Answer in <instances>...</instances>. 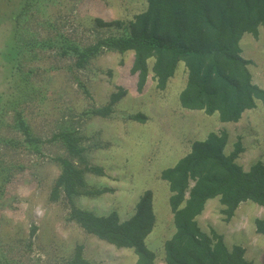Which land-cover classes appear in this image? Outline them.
<instances>
[{"label": "rangeland", "instance_id": "obj_1", "mask_svg": "<svg viewBox=\"0 0 264 264\" xmlns=\"http://www.w3.org/2000/svg\"><path fill=\"white\" fill-rule=\"evenodd\" d=\"M146 7L145 0H36L19 36L21 55L16 65L1 55L13 24H1L0 96L6 115L0 133L22 141L17 146L0 142V172L8 174L0 187V256L11 264H67L78 244L98 264L136 262L132 249L116 248L70 221L63 198L50 199L60 174L53 158L67 155L52 136L65 128L85 136L89 165L101 166L106 173H88L90 187L113 189L97 197H78L79 207L98 215L116 211L125 220L134 214L140 196L148 189L153 191L157 225L146 243L157 255L156 264H165L164 243L175 231L168 205L170 191L161 178L164 169L189 152L194 141L223 130L229 133L227 153L241 137L245 150L238 162L245 170L259 161L264 163L263 105L246 111L238 122H222L218 114L181 107L179 95L187 81L183 63L165 90L157 88L150 72L139 92L138 77L131 73L133 52L105 51L83 69L75 67L72 55L60 54L61 34L85 46L99 37L121 33L116 28H97L95 18L127 23ZM43 41H51L53 47L43 48ZM241 47L243 56L252 61L253 81L264 88V27L258 38L245 34ZM118 86L127 89V94L111 115L89 114L106 105ZM14 109L23 111L33 134L43 140L41 153L29 148L14 128ZM137 113L145 114L146 121L128 118ZM222 208L219 198L208 201L198 217L202 230L210 233L215 229L229 247L242 245L249 260L264 264V234L257 233L254 224L256 218L264 217V208L244 202L228 222Z\"/></svg>", "mask_w": 264, "mask_h": 264}, {"label": "trees", "instance_id": "obj_2", "mask_svg": "<svg viewBox=\"0 0 264 264\" xmlns=\"http://www.w3.org/2000/svg\"><path fill=\"white\" fill-rule=\"evenodd\" d=\"M147 7L129 22L95 18L97 28H116L120 34L99 37L95 42L80 45L61 34L58 50L62 56L72 55L77 69L85 68L92 59L105 51L120 54L134 53L131 73L137 75V89L142 92L150 72L157 88L165 90L180 63L187 70V81L180 92L182 108L218 114L222 122H238L242 115L264 107V88L253 81L249 69L251 60L242 54L241 40L245 34L259 37L264 27V0H145ZM36 0H0V26L13 24L1 55L7 63L16 65L21 55L19 36L23 25L31 18L28 12ZM43 48L53 47L43 41ZM152 64V67H150ZM81 87L85 88L83 84ZM85 90V89H84ZM127 94L118 86L106 105L89 114L107 117L114 106ZM0 96V132L6 112ZM14 128L23 136V142L36 153H41L43 140L33 134L22 110L14 109ZM129 119L145 122L143 113L131 114ZM85 136L78 130L65 128L52 136L65 148L67 155H58L54 161L60 167L50 199H64L69 208L68 219L78 224L87 234L115 246L132 249L135 264H156L157 255L146 239L157 225L154 193L146 190L139 198L134 214L122 220L116 211L98 215L81 208L80 196L97 197L113 192L112 188H92L87 174L104 176L101 166L89 165ZM0 142L17 146L22 141L0 133ZM229 133L211 132L203 140L194 141L189 152L173 166L161 172V178L170 191L168 205L175 231L164 243L165 264H255L246 257L242 245L229 247L223 234L211 229L202 230L198 217L208 201L219 198L221 214L230 221L238 207L247 201L264 208V163L257 162L248 170L238 159L245 148L241 137L233 150L226 152ZM80 163V164H78ZM7 172H0V187ZM256 232L264 234V217L254 220ZM36 227L32 228L34 235ZM0 264H11L0 256ZM67 264H98L84 254L78 244Z\"/></svg>", "mask_w": 264, "mask_h": 264}, {"label": "crops", "instance_id": "obj_3", "mask_svg": "<svg viewBox=\"0 0 264 264\" xmlns=\"http://www.w3.org/2000/svg\"><path fill=\"white\" fill-rule=\"evenodd\" d=\"M263 208V207H262Z\"/></svg>", "mask_w": 264, "mask_h": 264}]
</instances>
